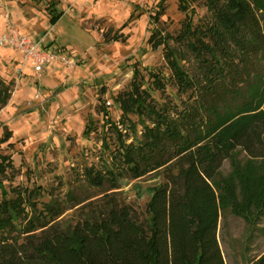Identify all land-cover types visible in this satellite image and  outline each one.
Returning a JSON list of instances; mask_svg holds the SVG:
<instances>
[{"label": "trees", "instance_id": "trees-1", "mask_svg": "<svg viewBox=\"0 0 264 264\" xmlns=\"http://www.w3.org/2000/svg\"><path fill=\"white\" fill-rule=\"evenodd\" d=\"M163 1L151 15L155 21ZM206 7L209 22L197 28L186 23L179 36L167 37L178 44L166 47L165 56L180 104H157L136 72L132 90L117 101L125 118L136 113L151 123L131 144L102 110L105 130L118 133L114 159L123 167L118 173L85 169L88 187L101 191L96 197L103 202L67 228L57 221L64 210L53 201L43 210L33 206L30 219L18 200L0 199V264H227L219 239L221 204L234 200L246 167L260 181L254 203L264 205V0H207ZM159 39L154 34L150 43L158 46ZM151 79L154 88H166L161 74ZM12 91L0 78L1 107ZM11 137L6 132L0 142ZM226 161L233 165L227 183ZM8 168L14 169L11 158L0 157V174ZM162 169L166 182L147 205L150 219L141 220L116 197L122 174L140 179ZM250 264H264V253Z\"/></svg>", "mask_w": 264, "mask_h": 264}, {"label": "rangeland", "instance_id": "rangeland-1", "mask_svg": "<svg viewBox=\"0 0 264 264\" xmlns=\"http://www.w3.org/2000/svg\"><path fill=\"white\" fill-rule=\"evenodd\" d=\"M162 1L0 0V35L9 16L22 36L35 42L45 39L47 49L75 62L68 67L54 61L37 75L30 64L19 70L22 56L17 51L0 48V78L13 90L8 104L0 106V139L12 133L9 141L0 142V157L11 158L14 165L0 174L1 200H18L30 219L33 206L43 210L53 201L64 210L57 221L67 228L103 202L96 197L101 191L88 187L85 169L113 168L118 173L123 167L114 159L118 133L105 130L102 110L109 112L124 141L140 140L151 122L136 113L125 118L118 96L132 90L138 72L157 104H180L165 56L166 47L178 44L167 37L179 36L186 23L197 28L211 19L207 0H187V10L185 1L165 0L164 12L155 21L151 15L162 9ZM55 17L60 18L54 23ZM154 34L160 35L158 46L150 43ZM153 73L164 77L165 89L154 88ZM88 127L90 134L85 133ZM239 160L247 163L244 153ZM232 167L224 163L226 179ZM249 168L242 172L245 183L237 184L234 200L221 204L219 239L227 264H250L264 253V205L254 203L260 181ZM172 171L178 173L176 167ZM166 173L162 169L140 179L122 174L116 197L137 218L149 220L147 205L165 184Z\"/></svg>", "mask_w": 264, "mask_h": 264}, {"label": "built area", "instance_id": "built-area-1", "mask_svg": "<svg viewBox=\"0 0 264 264\" xmlns=\"http://www.w3.org/2000/svg\"><path fill=\"white\" fill-rule=\"evenodd\" d=\"M7 29L0 35V48H11L22 56L19 70L22 71L27 64H30L33 71L37 75H41L48 65L54 61H61L65 66L73 67L75 62L73 59L65 55L47 49L46 40L35 42L30 38L22 36L19 29L12 25L10 17L7 16Z\"/></svg>", "mask_w": 264, "mask_h": 264}]
</instances>
